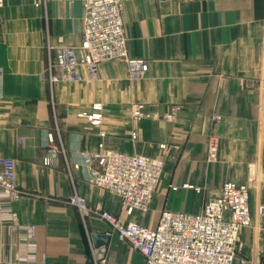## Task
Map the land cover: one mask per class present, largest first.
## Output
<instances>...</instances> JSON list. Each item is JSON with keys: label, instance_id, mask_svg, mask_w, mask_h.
<instances>
[{"label": "crops", "instance_id": "0c3cea01", "mask_svg": "<svg viewBox=\"0 0 264 264\" xmlns=\"http://www.w3.org/2000/svg\"><path fill=\"white\" fill-rule=\"evenodd\" d=\"M84 17L80 2L0 0V161L15 163L22 197L13 212L18 225L35 228L38 262L146 264L70 199L156 230L165 211L197 215L226 184L247 185L255 165L253 226L241 232L235 264H264V0H125L128 55L147 61L145 77L133 80L126 64L111 62L95 77L80 67L81 81L49 84L55 51L80 46ZM98 104L101 128L78 117ZM103 132L115 151L164 160L147 213L128 216L90 183L94 164L82 156L98 152ZM50 150L57 158L46 166ZM94 236L110 237L100 258ZM16 237L0 217V264H15Z\"/></svg>", "mask_w": 264, "mask_h": 264}, {"label": "built area", "instance_id": "2783aa9c", "mask_svg": "<svg viewBox=\"0 0 264 264\" xmlns=\"http://www.w3.org/2000/svg\"><path fill=\"white\" fill-rule=\"evenodd\" d=\"M70 4H83L85 17L83 34L79 47L61 48L55 51L50 62V80L81 81L78 70L85 67L95 77L99 67L105 63L122 62L127 65L130 77L140 80L148 72L145 60L131 59L128 55V39L124 31L125 0H47ZM93 112L79 115L91 126L101 128L105 117L102 105L93 107ZM146 117L144 107L134 111L135 120ZM168 122L173 116L166 117ZM219 123L220 118L214 119ZM103 141L96 153L83 154L86 163H93L90 177L92 186L116 196L128 216L139 211L147 213L153 199L163 183L164 160L147 156H130L115 151L108 143L109 135L100 133ZM137 135L133 134L136 139ZM166 147H162L165 149ZM219 146L214 139L208 143L207 162L217 160ZM57 153L49 151L44 164L50 166ZM258 169L249 168V180L245 186L226 184L221 196L205 204L197 215L185 213H162L156 230H148L137 224H126L111 214H103L96 207L74 196L73 207L82 212L101 216L121 242L128 244L134 252L144 256L146 264H235L241 250L242 230L253 226L251 191L257 182ZM174 191L177 189H173ZM16 166L11 160L0 161V217L3 224L12 225L17 235L12 247L15 264H46L38 262L37 240L33 226L17 224L13 205L20 201Z\"/></svg>", "mask_w": 264, "mask_h": 264}, {"label": "water", "instance_id": "95a60500", "mask_svg": "<svg viewBox=\"0 0 264 264\" xmlns=\"http://www.w3.org/2000/svg\"><path fill=\"white\" fill-rule=\"evenodd\" d=\"M110 241L109 236H94L95 248L98 250L99 258L103 256L105 248Z\"/></svg>", "mask_w": 264, "mask_h": 264}, {"label": "rangeland", "instance_id": "374dc122", "mask_svg": "<svg viewBox=\"0 0 264 264\" xmlns=\"http://www.w3.org/2000/svg\"><path fill=\"white\" fill-rule=\"evenodd\" d=\"M61 81H62V80H61ZM49 84H51V85L53 84V85H54V82L51 81V83H49Z\"/></svg>", "mask_w": 264, "mask_h": 264}]
</instances>
